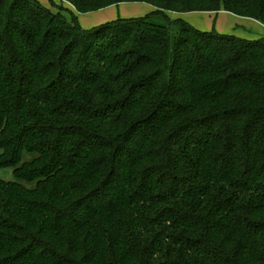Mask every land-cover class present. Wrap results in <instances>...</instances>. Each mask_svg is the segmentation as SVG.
<instances>
[{"label": "trees", "instance_id": "16d2710c", "mask_svg": "<svg viewBox=\"0 0 264 264\" xmlns=\"http://www.w3.org/2000/svg\"><path fill=\"white\" fill-rule=\"evenodd\" d=\"M63 1L155 12L0 1V264H264V39L167 15L264 0Z\"/></svg>", "mask_w": 264, "mask_h": 264}, {"label": "rangeland", "instance_id": "374dc122", "mask_svg": "<svg viewBox=\"0 0 264 264\" xmlns=\"http://www.w3.org/2000/svg\"><path fill=\"white\" fill-rule=\"evenodd\" d=\"M1 1V0H0ZM43 6L49 8L53 13L60 10L70 23L74 17L77 18L84 30L112 23L119 19H138L146 17L155 12V7L149 4H122L99 12L79 14L74 7L63 0H37ZM172 21L183 20L196 30L204 33L217 32L224 36H234L239 39L261 40L264 39V26L259 22L247 18H241L221 10L218 13H191L172 14L167 13ZM6 181H14L12 171L7 170L2 174Z\"/></svg>", "mask_w": 264, "mask_h": 264}]
</instances>
